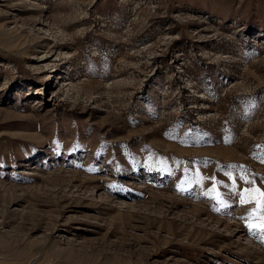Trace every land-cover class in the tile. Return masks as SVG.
<instances>
[{
    "label": "rangeland",
    "instance_id": "obj_1",
    "mask_svg": "<svg viewBox=\"0 0 264 264\" xmlns=\"http://www.w3.org/2000/svg\"><path fill=\"white\" fill-rule=\"evenodd\" d=\"M256 188L264 0H0V264H264Z\"/></svg>",
    "mask_w": 264,
    "mask_h": 264
},
{
    "label": "snow or ice",
    "instance_id": "obj_2",
    "mask_svg": "<svg viewBox=\"0 0 264 264\" xmlns=\"http://www.w3.org/2000/svg\"><path fill=\"white\" fill-rule=\"evenodd\" d=\"M241 179L245 180L246 182H251L247 180V177L242 176ZM233 192H235V188H233ZM244 193H248L246 197ZM253 193H258V198L253 195ZM239 195V203L241 205L249 203L252 199H256L257 205H260V202L264 200V191H261L259 188L256 189H245L242 193H237ZM264 219V216L260 217ZM248 230L251 232L252 235H257V230L259 231L260 237L264 239V225L256 226L252 224L247 225ZM257 229V230H254Z\"/></svg>",
    "mask_w": 264,
    "mask_h": 264
}]
</instances>
